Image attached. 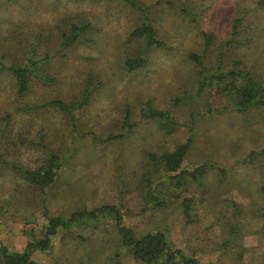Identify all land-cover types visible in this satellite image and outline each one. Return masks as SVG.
Returning a JSON list of instances; mask_svg holds the SVG:
<instances>
[{
	"label": "rangeland",
	"instance_id": "1",
	"mask_svg": "<svg viewBox=\"0 0 264 264\" xmlns=\"http://www.w3.org/2000/svg\"><path fill=\"white\" fill-rule=\"evenodd\" d=\"M136 1L154 5L150 17L162 48H145L130 37L141 20L122 0H0V57L6 65L40 61L52 80L32 77L27 93L19 94L13 77L0 72L1 150L30 169L52 153L61 159L58 176L44 194L11 171L0 172V246L22 252L29 232L41 238L47 217L115 206L123 225L138 236L161 231L172 249L200 264H264V213L255 216L264 206V157L247 160L250 152L264 148V110L216 113L228 101L215 93L196 94L198 66L189 58L201 57L208 71L235 68L263 80L264 5L261 0H168L188 4L196 17L191 23L166 1ZM242 12L248 17L239 42L229 44L231 23ZM80 22L92 28L69 49L60 48L66 26ZM138 55L145 67L128 73L124 60ZM85 93L87 105L71 118L55 107H41L77 102ZM146 104L168 112L180 125L165 133L155 122L142 121ZM208 107L215 111L207 113ZM126 114L133 130L124 128ZM91 134L123 137L94 144ZM189 138L184 169L213 162L228 175L211 171L202 187L191 183L180 191L165 185L168 205L143 213L145 154L171 152ZM184 200L191 201L190 223ZM114 223L106 216L60 231L49 250L36 251L32 259L37 264H113Z\"/></svg>",
	"mask_w": 264,
	"mask_h": 264
},
{
	"label": "trees",
	"instance_id": "2",
	"mask_svg": "<svg viewBox=\"0 0 264 264\" xmlns=\"http://www.w3.org/2000/svg\"><path fill=\"white\" fill-rule=\"evenodd\" d=\"M122 1L138 13L141 20L140 23L132 28L130 37L142 43L145 48H162L163 43L158 38L150 17V10L154 5H139L136 0ZM164 1L175 9V12L179 13L183 19L195 23L196 17L191 13L192 9L189 8L188 4L180 1L173 3L171 1L168 2V0H160L157 3L160 4ZM258 4L264 5V0H261ZM247 15L248 12H242L233 19L229 44H237L239 42L238 36L242 28H244ZM91 28L92 26L89 23L85 24L83 22L67 25L61 34L60 48L69 49ZM211 38V36L206 38V45L209 44ZM189 58L198 66L197 74L199 79L196 94L208 93L214 95L215 93L219 98H224L228 101L227 106L220 110L215 111L208 107L207 113L232 111L243 115L252 109L264 110V79L258 80L249 71H240L235 68L225 72L219 70L208 71L202 65L201 57L190 55ZM41 63L40 61L29 59L21 63L6 65L3 57H0V72L5 71L11 75L16 82L18 93L26 94L29 89L30 78L39 77L38 79L45 83L52 81L47 74L43 73ZM145 65L146 60L142 55L128 57L123 62V66L128 73L142 69ZM88 99L89 95L85 93L77 102L66 104L60 101H52L41 107H55L71 118L76 110L87 105ZM35 108L37 107H25L26 110ZM128 116L126 114L123 123L124 128L130 131L133 130V126L128 124ZM140 118L142 121L155 122L161 131L165 133L174 132L180 125L168 112L152 108L149 104H146L145 108L140 111ZM121 137H123L122 134H116L106 138H99L91 134L94 144L108 143ZM190 147L191 138L185 143L176 146L171 152H163L160 155L151 152L145 154L148 169L143 175L141 184L144 189L142 195L143 213L151 209H164L168 205L165 185H168V190L173 187V191H180L186 189L191 183L202 187L204 179L211 171L218 172L222 177L228 175L227 169L213 162H205L190 169H184L182 166L183 161ZM1 149L0 143L1 173L5 170L11 171L29 186L40 190L42 194L55 182L61 169V159L58 155L52 153L40 167L30 169L8 160L5 156L6 153ZM5 151L7 152V150ZM257 157H264V148L258 152H250L247 160L253 161ZM154 182H159V184L156 183L154 185ZM182 208L186 219L185 222L190 223L192 221L190 219L191 201L184 200ZM233 208L234 213H239L240 210L236 205H233ZM261 212L264 213V206L255 212V216L260 215ZM106 216L114 217L115 221V244L117 247L112 259L113 264H200L194 256L188 257L181 250L172 249L167 236L161 231H153L138 236L132 229L123 225L122 216L115 206H100L92 210L81 209L71 213L67 218L47 217V224L41 231V238H37L34 233L29 232L30 234H27L29 241L22 252H11L6 247L0 246V262L1 264H37L32 259L33 253L49 250L52 237L58 235L60 231L70 232L73 228L89 223H97Z\"/></svg>",
	"mask_w": 264,
	"mask_h": 264
}]
</instances>
